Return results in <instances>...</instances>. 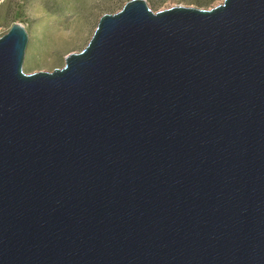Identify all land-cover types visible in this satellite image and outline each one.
Segmentation results:
<instances>
[{
    "label": "water",
    "instance_id": "obj_1",
    "mask_svg": "<svg viewBox=\"0 0 264 264\" xmlns=\"http://www.w3.org/2000/svg\"><path fill=\"white\" fill-rule=\"evenodd\" d=\"M0 37V264H264V0L103 14L23 71Z\"/></svg>",
    "mask_w": 264,
    "mask_h": 264
},
{
    "label": "rangeland",
    "instance_id": "obj_2",
    "mask_svg": "<svg viewBox=\"0 0 264 264\" xmlns=\"http://www.w3.org/2000/svg\"><path fill=\"white\" fill-rule=\"evenodd\" d=\"M130 0H4L2 23H22L29 34L23 63L26 74L65 66V57L88 44L105 13H116ZM154 11L176 5L211 9L224 0H146Z\"/></svg>",
    "mask_w": 264,
    "mask_h": 264
},
{
    "label": "built area",
    "instance_id": "obj_3",
    "mask_svg": "<svg viewBox=\"0 0 264 264\" xmlns=\"http://www.w3.org/2000/svg\"><path fill=\"white\" fill-rule=\"evenodd\" d=\"M4 2V0H0V7L2 5V3ZM9 29L5 28L3 23H2V16L0 14V37L3 36L5 33L8 32Z\"/></svg>",
    "mask_w": 264,
    "mask_h": 264
}]
</instances>
